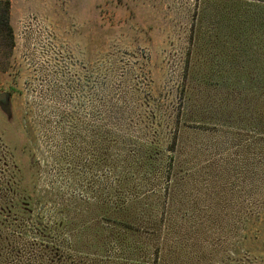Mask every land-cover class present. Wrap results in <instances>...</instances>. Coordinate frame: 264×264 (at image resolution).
Returning a JSON list of instances; mask_svg holds the SVG:
<instances>
[{
	"label": "rangeland",
	"instance_id": "obj_1",
	"mask_svg": "<svg viewBox=\"0 0 264 264\" xmlns=\"http://www.w3.org/2000/svg\"><path fill=\"white\" fill-rule=\"evenodd\" d=\"M0 264H264V0H12Z\"/></svg>",
	"mask_w": 264,
	"mask_h": 264
},
{
	"label": "trees",
	"instance_id": "obj_2",
	"mask_svg": "<svg viewBox=\"0 0 264 264\" xmlns=\"http://www.w3.org/2000/svg\"><path fill=\"white\" fill-rule=\"evenodd\" d=\"M12 0H0V68L5 69L14 48L11 25Z\"/></svg>",
	"mask_w": 264,
	"mask_h": 264
},
{
	"label": "water",
	"instance_id": "obj_3",
	"mask_svg": "<svg viewBox=\"0 0 264 264\" xmlns=\"http://www.w3.org/2000/svg\"><path fill=\"white\" fill-rule=\"evenodd\" d=\"M6 99H7L6 94H2V95L0 96V102L5 101Z\"/></svg>",
	"mask_w": 264,
	"mask_h": 264
}]
</instances>
